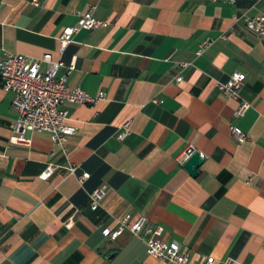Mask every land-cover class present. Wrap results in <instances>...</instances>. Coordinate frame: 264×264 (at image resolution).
Masks as SVG:
<instances>
[{"label":"crops","instance_id":"1","mask_svg":"<svg viewBox=\"0 0 264 264\" xmlns=\"http://www.w3.org/2000/svg\"><path fill=\"white\" fill-rule=\"evenodd\" d=\"M90 11L102 26L63 47L64 28ZM259 14L264 0H0V62H75L69 88L99 97L63 105L77 129L64 154L47 133L12 141L13 95L0 86V264H169L147 254L145 231L103 236L126 216L162 227L195 262L264 264V37L243 20ZM234 72L251 104L239 118L217 88ZM230 125L249 139L238 144ZM189 145L203 159L196 176L178 162Z\"/></svg>","mask_w":264,"mask_h":264},{"label":"built area","instance_id":"2","mask_svg":"<svg viewBox=\"0 0 264 264\" xmlns=\"http://www.w3.org/2000/svg\"><path fill=\"white\" fill-rule=\"evenodd\" d=\"M244 23L247 29L253 34L264 37V14L256 16H244ZM104 22L95 18L93 13L87 12L81 15L76 26L64 28L60 36L63 47L72 42L81 30H93L102 26ZM209 45V41L202 43L197 55H200ZM42 63L47 65L46 70L41 69ZM189 64H183L186 67ZM65 69L61 75L58 72ZM76 69L75 62L66 65L62 60H53L50 56H44L41 60H36L20 54H6L0 62V86L5 92L12 93V108L17 114L16 121L12 124V141L17 144H30L28 133L50 134L53 142L64 153L68 151V140L77 132L75 126L67 123L69 113L63 108L65 103L92 104L99 100V97L89 96L83 90L70 89L68 86L69 76ZM181 74L175 77V81L182 82ZM245 82V76L240 72L232 73L225 82H217L220 92L229 95L238 101V106L234 111L236 118L242 117L251 108V104L241 98L240 90ZM230 132L238 144H242L249 139V135L235 125H230ZM130 124L121 127L117 138L124 140L130 135ZM197 153L196 149L189 145L181 154L178 162L181 166ZM56 167L48 164L41 174L43 179H49ZM70 174H76L77 168L70 167ZM89 174L84 172L79 176L81 182L89 178ZM105 187L98 188L90 193V206L96 210L100 201L105 196ZM125 230L134 236L140 237L143 231L147 237L144 240L146 252L149 256L165 261L169 264H215L213 257H207L199 262L191 259L190 255L181 250L178 242H166L159 237L163 228L147 227V218L140 216L132 220L126 216L118 220L115 230L104 228L102 234L105 237L115 239ZM223 264H242L241 262L228 258Z\"/></svg>","mask_w":264,"mask_h":264},{"label":"water","instance_id":"3","mask_svg":"<svg viewBox=\"0 0 264 264\" xmlns=\"http://www.w3.org/2000/svg\"><path fill=\"white\" fill-rule=\"evenodd\" d=\"M203 159L200 153H195L183 166L185 170H187L192 176H196L198 174V168L202 164Z\"/></svg>","mask_w":264,"mask_h":264}]
</instances>
